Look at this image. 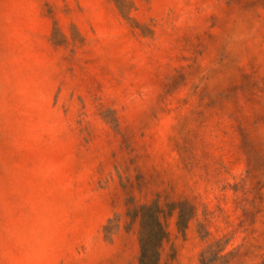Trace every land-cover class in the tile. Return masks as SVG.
<instances>
[{"label":"rangeland","instance_id":"obj_1","mask_svg":"<svg viewBox=\"0 0 264 264\" xmlns=\"http://www.w3.org/2000/svg\"><path fill=\"white\" fill-rule=\"evenodd\" d=\"M264 259V0H0V264Z\"/></svg>","mask_w":264,"mask_h":264},{"label":"trees","instance_id":"obj_2","mask_svg":"<svg viewBox=\"0 0 264 264\" xmlns=\"http://www.w3.org/2000/svg\"><path fill=\"white\" fill-rule=\"evenodd\" d=\"M141 258L139 264H159V245L165 238L159 219L154 214H148L147 209L141 212ZM222 250L211 247L202 257L200 264H228V256L222 255ZM258 264H264V259Z\"/></svg>","mask_w":264,"mask_h":264}]
</instances>
